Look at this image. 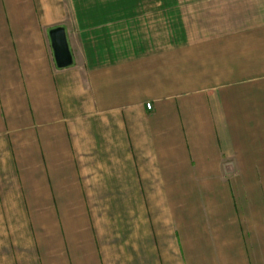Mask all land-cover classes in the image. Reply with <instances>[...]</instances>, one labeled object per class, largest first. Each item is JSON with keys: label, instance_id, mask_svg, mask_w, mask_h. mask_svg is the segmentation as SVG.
<instances>
[{"label": "crops", "instance_id": "obj_1", "mask_svg": "<svg viewBox=\"0 0 264 264\" xmlns=\"http://www.w3.org/2000/svg\"><path fill=\"white\" fill-rule=\"evenodd\" d=\"M0 264H264V0H0Z\"/></svg>", "mask_w": 264, "mask_h": 264}, {"label": "water", "instance_id": "obj_2", "mask_svg": "<svg viewBox=\"0 0 264 264\" xmlns=\"http://www.w3.org/2000/svg\"><path fill=\"white\" fill-rule=\"evenodd\" d=\"M54 60L59 68L73 64V55L69 46L67 33L64 27H56L49 32Z\"/></svg>", "mask_w": 264, "mask_h": 264}, {"label": "built area", "instance_id": "obj_3", "mask_svg": "<svg viewBox=\"0 0 264 264\" xmlns=\"http://www.w3.org/2000/svg\"><path fill=\"white\" fill-rule=\"evenodd\" d=\"M147 108L151 109L152 108V104L151 103H147Z\"/></svg>", "mask_w": 264, "mask_h": 264}]
</instances>
